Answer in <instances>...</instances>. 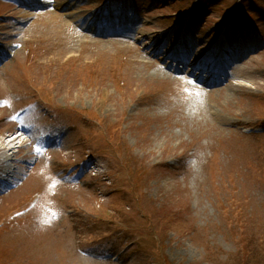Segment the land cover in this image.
<instances>
[{
    "label": "rangeland",
    "instance_id": "rangeland-1",
    "mask_svg": "<svg viewBox=\"0 0 264 264\" xmlns=\"http://www.w3.org/2000/svg\"><path fill=\"white\" fill-rule=\"evenodd\" d=\"M11 1L0 0V42L12 47L0 68V264H264V47L234 71L235 89L196 94L136 62L132 47L79 41L69 18ZM135 2L144 33L172 27L188 6L201 39L264 6L236 0L231 16L226 0ZM19 107L46 125L63 120L65 145L48 158L95 159L98 189L96 178L90 190L58 184L33 213L15 214L48 171L6 136ZM247 125L262 130L244 134ZM47 209L46 225L28 228ZM103 236L118 257L98 263L83 249H103Z\"/></svg>",
    "mask_w": 264,
    "mask_h": 264
},
{
    "label": "bare ground",
    "instance_id": "bare-ground-1",
    "mask_svg": "<svg viewBox=\"0 0 264 264\" xmlns=\"http://www.w3.org/2000/svg\"><path fill=\"white\" fill-rule=\"evenodd\" d=\"M233 85H234V84L230 85V87H228L227 89H228V90H233V89H235V86H238V84L235 85L234 87H233ZM11 142H12V141H11Z\"/></svg>",
    "mask_w": 264,
    "mask_h": 264
}]
</instances>
